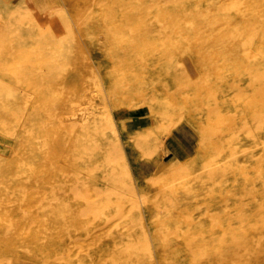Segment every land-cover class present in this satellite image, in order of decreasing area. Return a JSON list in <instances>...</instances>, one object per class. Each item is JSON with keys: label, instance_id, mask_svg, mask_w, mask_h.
<instances>
[{"label": "bare ground", "instance_id": "6f19581e", "mask_svg": "<svg viewBox=\"0 0 264 264\" xmlns=\"http://www.w3.org/2000/svg\"><path fill=\"white\" fill-rule=\"evenodd\" d=\"M112 26L137 40L102 72L78 36ZM150 60V75L136 70ZM204 61L212 73L198 79ZM73 67L75 97L62 95ZM147 76L162 90L137 87ZM131 89L168 98L124 107ZM104 94L111 104L96 100ZM163 133L185 151L150 150ZM98 227L105 235L85 253L72 243ZM20 254L40 264H264V0H0V264Z\"/></svg>", "mask_w": 264, "mask_h": 264}, {"label": "rangeland", "instance_id": "374dc122", "mask_svg": "<svg viewBox=\"0 0 264 264\" xmlns=\"http://www.w3.org/2000/svg\"><path fill=\"white\" fill-rule=\"evenodd\" d=\"M139 27L141 28V26L139 25ZM143 27V26H142ZM146 27V26H144ZM3 29H6L8 32H14V29L12 26L10 25H6L3 26ZM158 30H168V27L166 26H161L160 28L158 27ZM161 35V34H160ZM78 38L80 39L81 42V46L84 50L88 51L89 54V58L90 61L92 63H95V59L94 56L92 55V52H96L101 60V67L98 68L99 71H109L113 68V64L115 62H117L120 59L121 55L116 54L114 51L115 50H121L124 49L125 46L127 45L128 42H136V37L132 36L131 33V29L129 26H122V27H116V26H112V31L110 33H105L99 29H94V30H90L87 33H85V35H80L78 36ZM62 51L64 52L63 54L66 56H71V47H65L64 49H62ZM156 60V59H154ZM154 60H150L148 65L146 67H144V65L140 66L138 65V67H136V70L138 72L144 71L146 72V74L150 75L148 72L152 71V69L154 68L153 66V62ZM139 64V63H138ZM200 65H204V69H201V76L198 75V79L204 77V76H209L211 75L212 72H208L210 71V63L209 62H200ZM202 68V67H201ZM118 72H121L122 74H126L127 69L126 68H118L117 70ZM195 75V74H194ZM79 75L77 70L75 69V67L72 68V73L70 76V80L71 83L68 84L66 81L63 82L61 81L60 83V87L62 90V95H71L72 97H75V92L78 88V81ZM161 77L159 78H151L149 76H147L144 80L138 81L137 83V87L142 85L145 87H149L151 89H156L157 91L162 90L161 88V82H160ZM116 87L118 88V90H122L124 91L125 89H128L125 86V83L123 81H116L115 82ZM133 89H131V91L128 93L129 94V100L128 102H125L122 106L124 107H131L130 105L133 104H137V103H143V102H149L150 105L152 107L155 108V106L158 104V102L160 101H164L167 100L168 97L166 96H161L160 98H157V102L156 101H151L149 100L150 97L152 96L151 93H146L143 96H136L133 91ZM71 93V94H70ZM105 97L106 101H108V96L106 94H104V96L102 97H97L96 100H98V102H102V98ZM131 97L134 100H131ZM112 99L115 100L114 96H112ZM111 104V102H110ZM111 106V105H110ZM94 107L96 108H100L101 105L98 103H95ZM148 117V116H147ZM136 120H138V115L135 117ZM187 124L184 121H180L177 124H174L173 128H172V132L173 133H177L178 131H181L180 128L183 126H186ZM141 125H136L134 127V129H132V132L134 134H138V131L140 129ZM192 132V137H194L193 140V145L195 146L196 144V138H195V132ZM161 133V132H160ZM159 133V134H160ZM162 138H163V143L160 145L158 144L156 141L152 140L149 141V149L150 150H155L157 153L161 154L162 158L165 159H169L171 154H172V150L171 148L173 147H177L180 150L185 151L184 145L180 142V140H178V138H176L175 135H167L165 133L162 134ZM192 151V150H190ZM137 161L142 164L144 162L147 161V156H140L138 157ZM102 183H105L104 181ZM166 188H162L160 191L163 192L165 191ZM70 188L69 186L65 185L63 187V195L66 199H69V194L68 192H70ZM126 204H128V202L126 201ZM120 226V225H119ZM107 228L105 227H98L93 229L91 232H87L85 233L83 230H76L74 232L75 234V239L74 241H72V243L74 242V244L78 247V249H81L84 253L88 250V246L89 244L93 243L97 238L99 237H103L105 235V230ZM117 230L124 232L126 231V228L122 227V228H117ZM10 264H40L39 260L31 257L29 255H25V254H20L17 258H14Z\"/></svg>", "mask_w": 264, "mask_h": 264}, {"label": "crops", "instance_id": "0c3cea01", "mask_svg": "<svg viewBox=\"0 0 264 264\" xmlns=\"http://www.w3.org/2000/svg\"><path fill=\"white\" fill-rule=\"evenodd\" d=\"M193 140H194V137H192V132L190 131L189 132V140H186L185 143L183 142L184 145L188 147V149H189L188 151L189 152H191L190 150L193 149V146H194L193 145Z\"/></svg>", "mask_w": 264, "mask_h": 264}]
</instances>
